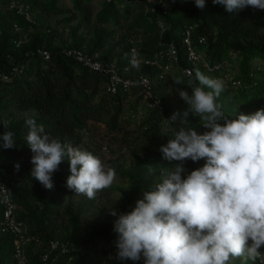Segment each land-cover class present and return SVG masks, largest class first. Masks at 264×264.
I'll list each match as a JSON object with an SVG mask.
<instances>
[{
  "label": "trees",
  "instance_id": "1",
  "mask_svg": "<svg viewBox=\"0 0 264 264\" xmlns=\"http://www.w3.org/2000/svg\"><path fill=\"white\" fill-rule=\"evenodd\" d=\"M186 37L207 66L190 63ZM71 49L113 63L124 79L146 75L152 98L143 99L135 84L124 88L118 83L109 92V74L77 62L66 53ZM133 49L139 69L132 68L126 55ZM197 70L223 79L217 103L229 119L264 108V10L246 7L228 13L212 0H205L203 9L195 0H0V136L12 131L15 140L11 149H4L0 140V184L11 191L16 220L26 225L30 239L24 249L30 264H143V258H116L117 217L109 212L130 213L145 192L155 190L162 173L178 163L164 160L160 152L174 138L164 119L177 113L174 127L191 128L198 135L207 131L191 114L182 123L187 105L176 91L191 95L187 81ZM178 78L181 85L174 83ZM28 118L62 143L98 158L106 146L94 132L124 145L127 152L107 160L120 181L95 199L75 195L66 186L71 173L65 160L52 176L53 188H44L31 177ZM204 163L187 160L185 168L190 173ZM3 209L0 197V264H17L15 237L1 230ZM50 239L63 242L67 251L51 250Z\"/></svg>",
  "mask_w": 264,
  "mask_h": 264
},
{
  "label": "clouds",
  "instance_id": "2",
  "mask_svg": "<svg viewBox=\"0 0 264 264\" xmlns=\"http://www.w3.org/2000/svg\"><path fill=\"white\" fill-rule=\"evenodd\" d=\"M212 3L223 5L228 13L246 7L264 10V0ZM195 5L203 9L205 0H195ZM126 55L132 68L139 69L141 61L136 50ZM174 83L181 85L183 81L178 78ZM186 87L191 95L176 89L187 105L182 123L191 114L207 131L198 135L191 128L174 127L177 113L164 119L173 128L174 138L160 152L164 160L178 163L172 171L162 173L155 190L145 192L130 213L110 210L109 214L117 217L113 224L116 258H143V264H232L236 259L241 264H255L257 260L264 264V108L229 119L217 103L224 91L223 79L199 70ZM8 124L3 121L5 128ZM25 124L26 142L33 153L31 177L44 188H53L52 176L65 160L71 173L66 186L75 195L95 199L116 180L115 168L105 167L91 152L62 143L34 118L26 119ZM0 140L4 149L15 146L12 131L3 132ZM103 152L109 149L104 147ZM187 160L205 163L189 173ZM15 167L19 170L18 164ZM5 190L7 200L11 191Z\"/></svg>",
  "mask_w": 264,
  "mask_h": 264
},
{
  "label": "built area",
  "instance_id": "3",
  "mask_svg": "<svg viewBox=\"0 0 264 264\" xmlns=\"http://www.w3.org/2000/svg\"><path fill=\"white\" fill-rule=\"evenodd\" d=\"M150 1V0H149ZM184 42L188 46V59L190 63L197 68L200 63L202 66H207V62L203 59V57L199 54H196L191 48L188 37L184 39ZM67 55L75 59L76 61L80 62L84 66H87L93 70H96L103 74H109V84L108 90L110 92L116 91V85L120 83L124 88H129L131 85H139L143 92L144 98L143 99H151L152 98V81L146 75H139L135 79H124L118 72L117 67L114 64H108L104 61H100L97 59H93L90 55L83 52L79 49H71L66 51ZM45 57H48V52L43 51ZM171 54L173 55V59L176 60L174 49L171 48ZM146 64L151 63V61L145 60ZM127 70V68H125ZM185 74H191V68H186L183 70ZM151 105V103H150ZM8 193L5 190V186L0 184V197L1 202L4 206L3 209V220H2V231H11L15 237L14 239V258L16 259L17 264H30L27 261L25 255L24 245L30 239L28 234H26V225L21 222L17 221L15 216L16 211V204L13 202L11 197L9 199H5ZM49 248L51 250H59L61 253L67 251V248L63 242L58 239H50L48 241Z\"/></svg>",
  "mask_w": 264,
  "mask_h": 264
},
{
  "label": "rangeland",
  "instance_id": "4",
  "mask_svg": "<svg viewBox=\"0 0 264 264\" xmlns=\"http://www.w3.org/2000/svg\"><path fill=\"white\" fill-rule=\"evenodd\" d=\"M66 1H68V0H66ZM73 22L75 23L76 21H73ZM94 134H97V138H99V139L102 138V140L105 142L104 146H106L108 149L111 150L110 153L109 152L108 153H103L101 155V157H100V159L104 163L105 167H108L107 160L111 156L112 157L116 156V155L119 156L121 153H125V152L128 151V149L124 145L120 146V144L112 142V140H113L112 138H107L106 135L100 133L99 131L94 132ZM100 152H101V150H100ZM128 158L130 159L131 157L129 156ZM115 181L119 182L120 180L118 178H116Z\"/></svg>",
  "mask_w": 264,
  "mask_h": 264
}]
</instances>
